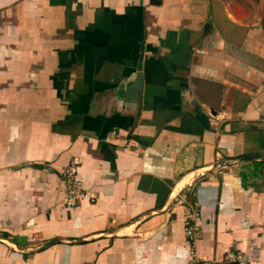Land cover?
<instances>
[{
    "label": "crops",
    "instance_id": "0c3cea01",
    "mask_svg": "<svg viewBox=\"0 0 264 264\" xmlns=\"http://www.w3.org/2000/svg\"><path fill=\"white\" fill-rule=\"evenodd\" d=\"M230 251L264 264V0H0V264Z\"/></svg>",
    "mask_w": 264,
    "mask_h": 264
},
{
    "label": "built area",
    "instance_id": "2783aa9c",
    "mask_svg": "<svg viewBox=\"0 0 264 264\" xmlns=\"http://www.w3.org/2000/svg\"><path fill=\"white\" fill-rule=\"evenodd\" d=\"M77 167L78 160L76 158H72L59 171L63 194L61 204L65 208L72 207L79 199H84L89 203H93L95 200L94 194L84 189L82 182L77 178ZM183 233L189 244V256L192 258L194 257L192 244L198 236V228L186 221L183 226ZM248 261L249 258L239 252H226L223 257V263L226 264H246Z\"/></svg>",
    "mask_w": 264,
    "mask_h": 264
},
{
    "label": "water",
    "instance_id": "95a60500",
    "mask_svg": "<svg viewBox=\"0 0 264 264\" xmlns=\"http://www.w3.org/2000/svg\"><path fill=\"white\" fill-rule=\"evenodd\" d=\"M230 264H234V263H230Z\"/></svg>",
    "mask_w": 264,
    "mask_h": 264
}]
</instances>
